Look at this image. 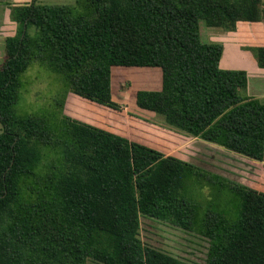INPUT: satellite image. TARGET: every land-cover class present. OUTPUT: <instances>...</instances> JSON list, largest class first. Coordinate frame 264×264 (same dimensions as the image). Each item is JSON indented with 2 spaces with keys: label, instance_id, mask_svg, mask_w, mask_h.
Listing matches in <instances>:
<instances>
[{
  "label": "trees",
  "instance_id": "1",
  "mask_svg": "<svg viewBox=\"0 0 264 264\" xmlns=\"http://www.w3.org/2000/svg\"><path fill=\"white\" fill-rule=\"evenodd\" d=\"M262 0H75L11 11L0 65V264H186L145 246L139 216L207 240L203 264H264V192L54 109L18 113L21 76L37 63L71 93L108 108L111 67H152L159 89L135 104L170 126L261 161L264 101L245 69L219 66L225 31L261 20ZM264 68V46L254 52ZM57 101V105H58ZM60 117V118H59Z\"/></svg>",
  "mask_w": 264,
  "mask_h": 264
},
{
  "label": "rangeland",
  "instance_id": "2",
  "mask_svg": "<svg viewBox=\"0 0 264 264\" xmlns=\"http://www.w3.org/2000/svg\"><path fill=\"white\" fill-rule=\"evenodd\" d=\"M31 1L0 0L9 8V21L0 30V65L5 58L2 36L13 35L17 31V24L12 19L11 11L14 7L29 4ZM34 2L70 5L75 0H34ZM262 3L264 9V0ZM207 28L203 22H200V35L203 41H207L212 36L207 32ZM244 30L247 31L245 28L241 29ZM238 36L240 39L236 38ZM230 43L234 48L245 51L252 59L244 58L243 61L241 59L237 61L234 58L235 64L229 68H242L239 64L244 61L252 66L257 63L254 52L258 42L247 40L245 35H235ZM225 47L228 49L226 45ZM229 61L224 60L223 63L227 64ZM259 73L249 72L250 82L244 91L245 94L264 95V76ZM160 82L161 73L157 68L112 66L111 94L112 100L118 107L108 108L92 101L77 99L70 92L63 96L64 90L59 77L45 67L32 63L21 76L20 97L15 107L18 113L33 114L54 109L55 112L59 111L58 115L62 112L64 115L89 122L106 131L138 140L159 149L164 154L192 162L213 173L253 186L252 188L258 191H264V154L261 161L238 155L170 126L160 114L137 107L135 92L138 89H159ZM139 238L145 246L186 264H203L208 246L207 240L202 236L148 216H139ZM86 264L106 263L89 257L86 259Z\"/></svg>",
  "mask_w": 264,
  "mask_h": 264
},
{
  "label": "crops",
  "instance_id": "3",
  "mask_svg": "<svg viewBox=\"0 0 264 264\" xmlns=\"http://www.w3.org/2000/svg\"><path fill=\"white\" fill-rule=\"evenodd\" d=\"M8 15H9V8L5 6V3L0 2V30L3 29L7 21H9ZM243 28L247 29V31L245 30L241 31V29ZM206 30L209 33V35H212L211 38L207 40L208 42H218V43H221L222 45V53H221V57L219 60V66L221 68H226V69H245L247 68L245 69L247 73V87L250 82L249 72H253L255 74H260L259 72H261V74H263L264 76V68L259 67L257 63L253 64L252 66L251 64H247L244 61L242 62V64H239L241 65L242 68H229V66L233 67V65L235 64L233 62L236 60L238 61V59L239 60L241 59V61L245 60L244 58L252 59V57H250L245 51L239 50V48H234L232 46V44L230 43V40L234 38L235 35H245L247 40L248 39L255 40L256 42H258V46H264V13H263V17L259 21H255V22L238 21L236 23V28L232 31H225L218 27H208ZM6 36L8 35L2 36L3 44H4V39ZM236 38L240 39V36ZM225 45L228 47V49H226ZM234 58L236 60H234ZM224 60L225 61L230 60V61L227 64H224L223 63ZM254 60L255 59L253 57V61ZM263 86H264V80H263ZM248 95L252 97L260 98L261 100L264 99V95H261V96L260 95H250V94ZM74 97L85 101V99H82L78 96H74ZM263 171H264V168H263ZM250 187H253V186H250Z\"/></svg>",
  "mask_w": 264,
  "mask_h": 264
}]
</instances>
